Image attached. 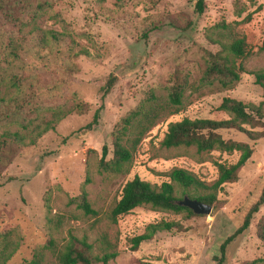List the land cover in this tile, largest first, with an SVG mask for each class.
<instances>
[{"label": "rangeland", "instance_id": "obj_1", "mask_svg": "<svg viewBox=\"0 0 264 264\" xmlns=\"http://www.w3.org/2000/svg\"><path fill=\"white\" fill-rule=\"evenodd\" d=\"M197 1L53 0L41 14L37 20L41 29L67 37L52 47L55 51L71 48L87 55L69 59L53 51L49 57H56L59 64H76L69 84L54 97L40 91L35 98L40 109L30 115V123H0V264H58L57 253L72 237L91 244L93 254L115 252L107 264H216L221 243L241 224L264 188V138L249 141L240 133L221 131L224 138L247 142L252 154L236 182L216 189L211 186L218 176L217 163L233 164L239 152H197L193 147L167 148L161 142L170 122L184 117L228 118L217 108L224 97L244 104L264 100V91L250 73L264 71V0H204L201 14L195 11ZM236 4L242 7L240 16L235 14ZM247 15L250 19L244 20ZM187 21L190 27H184ZM28 31L24 29L28 44L23 43L18 76L36 77L39 88L50 86L55 66L32 58L44 48ZM233 35L244 36L249 45L250 52L242 59L246 72L229 89L202 84L205 50H218V43L230 42ZM176 70L187 78L179 110L174 114L165 110L145 134L126 174L104 171L99 166L102 147L107 146L106 159L111 158L115 124L150 94L165 103ZM1 73L0 98H7L12 93L10 75ZM110 75L117 79L102 99ZM172 168L188 170L210 186L200 191L215 195L209 214L189 217L185 211L140 206L115 223L110 220L109 211L126 181L138 176L159 186L169 182ZM81 188L97 216L85 215L72 200ZM174 189L178 202L191 194L177 184ZM262 215L264 203L247 230L229 245L223 264L246 260L264 264V244L256 237ZM159 221H177L185 231H158L132 250L131 238Z\"/></svg>", "mask_w": 264, "mask_h": 264}, {"label": "trees", "instance_id": "obj_2", "mask_svg": "<svg viewBox=\"0 0 264 264\" xmlns=\"http://www.w3.org/2000/svg\"><path fill=\"white\" fill-rule=\"evenodd\" d=\"M53 0H0V67L1 74L10 75L9 88L12 93L7 97L0 98V123H13L20 121L30 123V115L37 114L39 107L35 103V98L42 94L55 96L62 86L71 81L76 64L58 63L56 57L50 58L55 48L61 45L66 36L62 32L41 29L37 20L45 10L51 7ZM195 11L201 14L204 9V0H198L195 4ZM242 7L235 5V14L240 16ZM250 19L247 15L244 20ZM176 26V22L171 21ZM184 27H190L191 22L184 23ZM222 28H228L225 24H220ZM29 28L28 35L36 37L41 48H49L46 53L38 49L32 53V58L55 66V79L50 86L39 88L36 83L38 79L33 76L22 78L18 72L22 70L23 43L28 44L24 29ZM232 33V32H230ZM232 35V34H231ZM220 48L215 51L205 50L203 70L200 82L206 85H218L221 88L229 89L233 87L239 79L241 72H246L242 59L250 52L249 45L244 36H232L230 42L218 43ZM264 47V39L262 42ZM57 49V48H56ZM65 55L66 58H76L81 54H86L84 50L55 51ZM254 75L255 82L264 91V71L250 72ZM3 80V76L0 75ZM114 75H110L103 86L102 99L110 92L116 81ZM171 85L168 88L167 101L165 103L156 102L155 96L150 94L146 101L140 103L129 110L115 124L110 134L111 158L106 159L108 154L107 146L102 147L99 166L104 171L115 174H126L130 168L133 154L137 146L146 133L155 126L157 120L168 110L169 114H174L179 110L182 103L184 89L187 85V78L181 71L176 70L171 76ZM45 96V95H44ZM80 105L78 104V108ZM218 110L229 114L226 119L211 118H182L179 121L170 122L164 134L161 144L167 148L171 147H193L197 152H208L219 150L223 152H239L237 161L233 164L217 163L218 176L212 184L216 189L226 183H234L238 180L241 168L252 154V148L247 142L237 141L232 138H224L221 131H234L246 137L249 141H256L264 138V100L258 104H244L242 101L231 97L222 98L218 105ZM98 110L95 112L93 121L96 122ZM91 124L87 125L89 128ZM48 127V126H47ZM44 129V131L47 129ZM16 139L18 134H14ZM169 182L163 181L159 186H155L148 181L140 179L138 176L126 181L121 188L120 198L115 201L109 211V218L116 222L121 215L128 214L134 208L148 206L152 209L179 213L185 211L187 216L194 213L187 207L179 205L176 198L174 184L180 186L184 191H189V198H195L201 202L213 206L215 195L208 191L210 186L204 184L193 173L182 168H172L168 172ZM87 181V180H86ZM77 207L85 215L97 216L96 211L89 200L84 188L80 194L72 199ZM264 203V188L257 199L251 204L243 217L241 224L229 235L220 245V256L216 264H223L225 261L229 245L250 226L254 215L260 210ZM143 234L131 238V249L137 250L142 242L149 241L158 231L184 232L185 228L177 221H159L150 224ZM256 237L264 244V215L256 223ZM117 254L115 252H105L102 255L93 254L91 244L84 239L72 237L64 246L63 250L57 253L58 264H107ZM2 264H5L4 262ZM241 264H257L256 260H246Z\"/></svg>", "mask_w": 264, "mask_h": 264}, {"label": "water", "instance_id": "obj_3", "mask_svg": "<svg viewBox=\"0 0 264 264\" xmlns=\"http://www.w3.org/2000/svg\"><path fill=\"white\" fill-rule=\"evenodd\" d=\"M178 204L189 208L194 214L207 215L212 210L211 205L201 202L195 198H189L187 196H184V198L179 201Z\"/></svg>", "mask_w": 264, "mask_h": 264}]
</instances>
